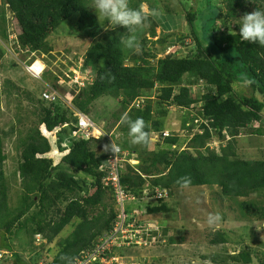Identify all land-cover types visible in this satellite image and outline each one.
Returning <instances> with one entry per match:
<instances>
[{
  "label": "trees",
  "instance_id": "1",
  "mask_svg": "<svg viewBox=\"0 0 264 264\" xmlns=\"http://www.w3.org/2000/svg\"><path fill=\"white\" fill-rule=\"evenodd\" d=\"M4 3L12 14L17 43L35 55L46 56L56 51L51 39L75 16L78 17L77 26L85 31L94 33L103 28L93 10V0H4ZM141 4L136 1L132 7L139 8ZM251 6L253 9L249 11ZM256 9L264 10V0H203L200 11L192 10L187 14L190 32L178 37L181 45L172 43L167 46L173 40L170 37L162 43L160 41L161 44L165 42L166 49L161 53L164 56L157 59L156 66L149 61L156 55L151 56L143 49L136 55L120 44V37L127 31L125 28L106 29L102 41L91 44L82 57L83 67L79 71L88 78L86 87L74 89L71 93L76 111L102 127L107 135L121 129V140L107 137L86 140L73 136L78 120L75 110L64 102L65 94L53 88V82L57 81L67 93V87H63V80L68 81L66 76L47 78V70L42 76V82L51 84V90L61 96L55 102L42 97L39 102L30 93H22L10 81L4 83L3 91L0 89V105L2 95L6 98L14 94L26 96L36 107L38 115L35 127L19 138L21 162L18 170L23 186L15 208L9 203L10 190L4 172L8 157L0 136V258L5 264H26L12 247V239L24 235L25 244L33 246L35 237L41 236L52 244L74 224L77 225L73 232L59 242V251L48 264H76L94 253L117 217L110 189L102 184L106 176L102 168L111 150L99 152L101 141L107 145L115 142L138 161L135 166L125 165L122 184L139 199L145 196V191L152 197L154 188L181 189L177 180L189 176L190 187L218 186L227 199H245L240 205L244 217L264 221V204L249 200L264 192V161L239 159L233 143L221 146L220 154L208 146L213 132L219 134L220 141L226 139V133L231 142L264 119V47L242 40L238 23L246 13ZM2 20L7 22L5 12ZM219 22L225 25L223 30L217 29ZM228 23H232L231 27ZM3 35L8 39L5 32ZM151 35L157 36L154 31ZM188 39H192L195 48L179 57L182 49L190 46L186 42ZM176 46L179 47L177 51H169ZM3 57L0 48V63ZM36 59L34 57L30 63ZM196 83L204 84L201 89L204 95L200 98L197 97L200 93L192 89ZM238 87L249 88L251 95L238 94ZM151 92L156 93L163 108L175 106L190 112L199 111L200 117L206 120L199 124L198 133L193 135L188 149L181 152L150 150L151 145L160 146V140L171 147L179 143L178 137L163 138L164 133L157 143L151 141L149 147L133 145L127 124L121 123L122 115L116 113L107 119L104 127L97 121L98 116L94 114L96 102L113 97L120 102L122 114L126 113L133 120L142 117L150 135L152 131L156 134L162 127L159 118L167 117L168 111L164 108L160 113H154L152 101L145 98ZM142 99H146L142 108L132 106ZM148 123H152L155 130ZM51 135L58 137L59 151L64 155H52ZM253 135L264 136V133L257 130ZM158 204L149 206L148 213L157 215L170 210L165 200ZM215 235L212 245L227 242L222 232L216 231ZM170 242L175 244L174 239ZM108 255L107 252L104 257ZM210 259L214 264L252 263L251 253L246 251L228 259L218 256Z\"/></svg>",
  "mask_w": 264,
  "mask_h": 264
},
{
  "label": "rangeland",
  "instance_id": "2",
  "mask_svg": "<svg viewBox=\"0 0 264 264\" xmlns=\"http://www.w3.org/2000/svg\"><path fill=\"white\" fill-rule=\"evenodd\" d=\"M136 1H141V5H143L148 15V22L142 27L144 32L138 29L135 35L145 52H149L151 56L156 55L155 59L150 58L149 60L152 66H156L157 59L164 56L161 53L166 49L165 42L161 44L162 41L170 37L173 39L167 45L170 46L172 43H179L178 37L187 36L190 32L187 14L192 10L200 11L203 0H130V6L135 5ZM252 9L253 6L248 8L249 11H252ZM153 10L157 12L155 17L151 15ZM4 12L6 23L2 20V13ZM97 18L102 23L103 28L93 33L79 28L77 26L78 17H73L55 34L56 37L51 39L50 43L56 46V51L46 56L36 55L40 56L39 59L43 60L47 66V78L57 77V75H60V79L67 77V75L72 78V75L76 76V73L82 76L79 69L83 67L82 57L86 49L91 44L102 41L106 29L110 31L115 27V25H110L104 17L97 16ZM12 20V14L6 7L4 0H0V48L4 53L0 63V89L3 91L4 83L10 81L22 93H30L40 102L41 93L49 91L52 86L48 82L43 83L42 80L35 79L25 72L24 63L33 59V53H30L28 49L21 48L17 43ZM238 23H241V19L238 20ZM231 24L228 23L230 27ZM224 26L222 22H219L217 29L223 30ZM3 31L8 36V39L3 35ZM152 31L156 33V37L151 35ZM186 42L190 46L184 47L179 57H184L190 50L195 48L192 39H188ZM178 45L181 44L179 43ZM176 47L179 48L178 46ZM53 86L62 95L70 94V92L64 93V89L61 88L57 81L53 82ZM202 86L204 84H197L192 88L200 93L197 96L198 98L204 95L201 90ZM236 90L238 94L251 95L249 88L238 87ZM145 96V98L150 99L149 101H152L154 113H160L164 108L168 111L167 117L159 118L162 123L160 131L156 132V134L152 131L153 144L159 141V136L163 133L178 137L180 140L175 147L168 146L163 140H160V146L151 145L150 150L156 152L161 149H171L181 152L188 149L193 135L198 133L199 124L206 122L203 117H200L199 111L190 112L175 106L170 108L164 106L163 108L159 105L155 92L148 93ZM66 98H68V101L73 100L70 95H67ZM1 99L0 136L3 138L4 151L8 157L4 172L10 190L9 203L12 208H15L20 200L23 186L18 170L21 162V150L18 147L19 138L20 136L25 137L29 130L35 127V124L38 123V115L36 107L29 102L26 96L19 97L18 94H14L11 98H6L5 95H2ZM201 105L199 104L198 107H201ZM95 106L94 114L98 116L97 121L103 127L112 114L124 115L122 114L120 102L113 97L101 99L96 102ZM148 124L152 127V123ZM189 127H193V129H188ZM257 130H261L264 133V119L261 123L254 124L252 129L244 130L240 137L231 142L226 133V139L220 141L219 134L213 132L212 141H210L208 146L214 149L217 154H220L221 146L226 147L228 144L233 143L239 159L264 161V136L253 135V132ZM121 132L123 131L118 129L115 132V137L112 135L111 139L121 140ZM44 134L46 135L47 133L44 132ZM49 140L53 148L52 155L55 157L64 155V153L59 151L58 137L51 135ZM98 146L99 152H102L105 151V146L108 145L105 141H101ZM136 164L138 162H133V165ZM229 199L223 197L221 188L218 186L190 187L187 189L174 188L172 197L166 201L170 210L158 215L137 217L138 224L141 223L143 229L149 231V235H155L158 238L157 242L149 244L148 247L122 251L124 264H214L210 257L218 256L228 259L244 251L251 253V264H262L264 262V221L253 218L246 219L247 217H244V212L240 205L245 199L237 201ZM249 200L259 201L264 204V192L252 196ZM142 205L155 207L159 204L150 199L140 203H126L127 216H132L134 212H138L141 215L140 213L143 211ZM209 213H219L222 217L220 224L214 229H210L205 223ZM76 225L66 228L52 244H48L43 237L38 236L35 237L34 245L30 246L25 244L27 239L24 235L20 238L12 239L10 243L14 250L20 253L26 264H48L53 261L58 253L59 242L68 237ZM216 231L222 232L226 237L227 242L225 244H211V241L216 238ZM171 239H174L175 244L170 242ZM48 249H50L49 252H47ZM117 254L119 256L120 253L117 252ZM5 263L0 258V264Z\"/></svg>",
  "mask_w": 264,
  "mask_h": 264
},
{
  "label": "built area",
  "instance_id": "3",
  "mask_svg": "<svg viewBox=\"0 0 264 264\" xmlns=\"http://www.w3.org/2000/svg\"><path fill=\"white\" fill-rule=\"evenodd\" d=\"M30 62L31 60L24 63L25 72L35 79L42 80V76L47 70L46 65L37 60L33 63ZM66 78L68 81L63 80V87H67V91L74 89L80 90L86 87L88 81L87 76H81L79 73H76V76L72 75V78L67 75ZM42 98L49 102H55L56 99L61 98V96L57 92L51 90V92L45 91L42 94ZM67 99L68 98L64 99L66 105L75 110L72 101H68ZM145 101L146 99L136 101L132 106L142 108ZM74 112L75 117L78 118L76 128L73 132L74 137H81L84 139L93 137L98 139L101 136H105L102 128H98L89 117L76 110ZM163 136L167 137L169 134L165 133ZM107 138L110 140L111 136H107ZM127 163L133 164L132 155L128 151H124L121 148L116 154L110 151L107 162L102 168L106 174L102 179V184L105 188L110 189L109 191L112 194L115 208L117 209V217L111 231L100 239L94 253L86 256L82 261H77L76 264H94L98 261H100L101 264H124L122 260L123 256H118L117 254L118 250L131 248L133 246L148 247L149 244H152L149 231L144 230L143 226L138 224L137 216H139V213L134 212L132 216L128 217L125 205L129 202H140L146 199L155 201L166 199L169 197V193L167 190L155 188L153 190L154 196L151 198L148 196V191H145V197L142 199H139L136 195L130 194L127 188L122 184V173ZM140 214H146V211L144 210ZM107 252L109 253L108 257H104Z\"/></svg>",
  "mask_w": 264,
  "mask_h": 264
},
{
  "label": "clouds",
  "instance_id": "4",
  "mask_svg": "<svg viewBox=\"0 0 264 264\" xmlns=\"http://www.w3.org/2000/svg\"><path fill=\"white\" fill-rule=\"evenodd\" d=\"M93 10L95 11V13L97 14L98 17H104L110 25H115L117 27L125 28L127 31L124 35H122L120 37V41H119L120 44L125 49L132 52L133 54H136V55L141 54V52H142L141 43L138 41V39L135 35V32L138 29L144 27L146 25V23L148 22V15L146 14V12L144 10L143 5H141L139 8H134V7L130 6L129 0H93ZM151 15L153 17H155L157 15L156 10H153ZM240 19H241V23L239 26V34H240L241 39L245 40V41H249L251 43H256V44L260 45L261 47H264V10L256 9L252 13H246ZM177 50H178L177 47L174 49L173 48L169 49V51H171V52L177 51ZM32 57L33 58L37 57V59H36L37 61L44 63L43 60H40L38 56L33 54ZM46 68H47V66H46ZM84 76H86V75H84ZM194 87H195V85H194ZM71 91L70 90L67 91V92H70V94H68L70 96L73 95L71 93ZM65 98H66V96H65ZM73 99H74V97H73ZM72 103H73V100H72ZM121 123L127 124L128 136L130 138V142L133 145H142L144 147L150 146V143L152 141L151 135H150V132L148 130H146L147 125H146L145 120L142 117H137L136 119L133 120L125 113L121 117ZM97 127L99 128L100 126H97ZM75 128H76V125L74 126V130H75ZM100 128H102V127H100ZM102 130H103V128H102ZM103 132H104V130H103ZM104 134H105V136H101L100 138L112 136V135L114 136L115 131L113 133H111L110 135H107L105 132H104ZM167 137H170V135ZM167 137L163 136V138H167ZM100 138L96 139V138L90 137V138H87L86 140H88V139L99 140ZM155 143H157V142H155ZM173 147H175V146H173ZM109 150H111L113 153L116 154L120 151V148L118 145H116L114 142H112L110 145L105 146V151H109ZM133 156H132V161L138 162L135 158H133ZM127 164L133 165L131 163H127ZM136 165H138V164H136ZM124 169H125V167H124ZM191 183H192L191 177H189V176H181L177 180V184L182 189L189 188ZM159 189H161V188H159ZM163 190H167V189H163ZM167 191L169 193V197L166 199H161V200L167 201L168 199L171 198L170 193H172V191H169V190H167ZM144 197L142 196V198H144ZM142 198H140V199H142ZM149 198H151V197L149 196ZM161 200H157L156 202L159 203V201H161ZM148 207H149L148 205H142V208H143L142 210L146 211V214H142V215L151 216V214L148 213ZM142 215H139V216H142ZM221 220H222V217L219 213H209L207 215L205 223L207 224V226L210 229H214L215 227H217L220 224ZM157 239L158 238L155 235H150V241L152 242V244H155L157 242ZM135 248H141V247L133 246L131 248L118 250L117 252L120 253L119 254L120 256H123L122 251L129 250V249H135Z\"/></svg>",
  "mask_w": 264,
  "mask_h": 264
}]
</instances>
